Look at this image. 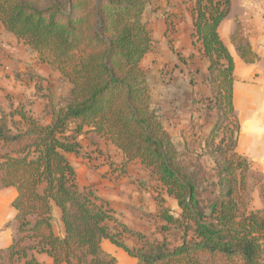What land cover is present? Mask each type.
Wrapping results in <instances>:
<instances>
[{"label":"trees","instance_id":"trees-1","mask_svg":"<svg viewBox=\"0 0 264 264\" xmlns=\"http://www.w3.org/2000/svg\"><path fill=\"white\" fill-rule=\"evenodd\" d=\"M149 3L0 0L6 32L70 84L65 104L48 113L49 123L23 104L9 112L0 107V190L18 193L13 202L17 235L0 252V264H18L30 253L46 254L52 264H119L104 251V241L138 264H264V208L248 209L251 165L237 152L241 126L234 106L235 63L219 33L231 0H195L193 9L192 38L220 84L216 105L222 118L207 142L219 192L207 209L200 177L182 164L153 108L142 65L152 47L143 20ZM39 82L36 78L38 92ZM84 135L117 148L123 156L121 174L134 162L150 172L156 184L157 234L129 227L108 201L80 189L68 156H86L79 142ZM165 196L179 212L168 207ZM54 206L61 212L63 236L53 230ZM26 264L42 263L32 255Z\"/></svg>","mask_w":264,"mask_h":264},{"label":"rangeland","instance_id":"rangeland-1","mask_svg":"<svg viewBox=\"0 0 264 264\" xmlns=\"http://www.w3.org/2000/svg\"><path fill=\"white\" fill-rule=\"evenodd\" d=\"M194 3L195 0H150L143 20L150 30L152 47L142 65L152 90L153 108L170 133L182 164L200 177L203 206L207 209L219 192L217 172L207 142L222 118L216 105L220 84L208 72L210 64L200 44L194 43L193 26H189L185 34L178 35L181 24L194 23ZM43 85L54 103V110L65 104L70 91L66 80L56 78ZM31 90V85L27 84V98ZM8 100L15 103L12 96ZM31 108L36 114L42 110L32 105ZM83 149L87 153L85 157L72 158L81 189L93 190L107 200L129 227L146 235L157 234L153 199L157 196L156 184L146 170L136 165L126 176L120 173L121 160L112 148L101 144L100 150L85 145ZM90 183L93 186L86 187ZM248 185V209L262 210L264 178L251 170ZM166 202L168 207L179 212L176 202L169 198ZM54 222L56 226L57 222L60 224L58 219ZM128 245L133 246V243Z\"/></svg>","mask_w":264,"mask_h":264},{"label":"crops","instance_id":"crops-1","mask_svg":"<svg viewBox=\"0 0 264 264\" xmlns=\"http://www.w3.org/2000/svg\"><path fill=\"white\" fill-rule=\"evenodd\" d=\"M184 25L186 28H183ZM189 26L192 28L193 21L190 25L189 23L181 24L178 35L185 34ZM219 33L235 63L234 106L241 126L237 152L250 163V172L256 170L264 178V0H231L230 12L222 22ZM36 78L40 80L39 92L36 89ZM56 78L65 80L50 66L41 64L38 61V55L28 46L20 43L12 34L6 32L0 22V107L9 112L19 104L28 105L27 109L35 118L43 123H49L48 113L54 110V103H51L49 92L43 83ZM27 84L32 87L28 98L25 92ZM10 96L12 99L14 97L15 103H10L8 100ZM25 100L27 104H24ZM31 105L42 110L36 114ZM88 137L84 135L79 139L82 151L84 145L90 149L100 150L101 144H104L117 152L122 164L123 156L115 146L102 139ZM74 157L82 156L69 155L71 164ZM72 165L79 176L78 170L74 164ZM136 165L146 170L150 177V172L139 162L126 165L125 175L129 176L130 168ZM88 186L93 185L90 183L86 187ZM79 187L81 189V185ZM94 193L102 198L96 192ZM17 195L15 188L0 190V252L6 250L17 235V212L13 207ZM165 198L167 201L169 197L165 196ZM116 214L119 215L118 212ZM53 217L54 221L58 219L60 222V224L57 222L56 226L53 221L55 234L63 236L61 212L56 206L53 207ZM102 247L106 253L115 256L119 264H138L136 259L131 258L125 251L109 241H104ZM32 255L39 263L52 264V259L46 254L30 253L27 260L31 259ZM27 260L18 264H26Z\"/></svg>","mask_w":264,"mask_h":264}]
</instances>
